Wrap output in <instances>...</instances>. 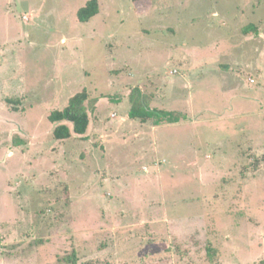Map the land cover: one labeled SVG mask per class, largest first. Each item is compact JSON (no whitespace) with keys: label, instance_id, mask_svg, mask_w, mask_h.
Here are the masks:
<instances>
[{"label":"rangeland","instance_id":"obj_1","mask_svg":"<svg viewBox=\"0 0 264 264\" xmlns=\"http://www.w3.org/2000/svg\"><path fill=\"white\" fill-rule=\"evenodd\" d=\"M87 1L0 0V264H264V0Z\"/></svg>","mask_w":264,"mask_h":264},{"label":"trees","instance_id":"obj_2","mask_svg":"<svg viewBox=\"0 0 264 264\" xmlns=\"http://www.w3.org/2000/svg\"><path fill=\"white\" fill-rule=\"evenodd\" d=\"M142 1V0H133ZM99 13L98 0H88L84 6H81L77 11V19L82 22L89 21L92 17ZM255 26H247L244 31L247 33ZM137 89V88H135ZM138 92V97H135V92ZM131 95L133 99L128 115L131 119H139L141 122L154 121L161 124L162 122L176 123L184 118V115L177 111H169L160 108H151L145 103L141 90H134ZM88 99V92L83 90L76 93L69 100V104L63 109H57L51 112L48 119L52 123L58 124L53 135L58 140H65L72 136L73 133L84 135L90 124V116L84 107V102ZM72 124V129L65 123Z\"/></svg>","mask_w":264,"mask_h":264},{"label":"crops","instance_id":"obj_3","mask_svg":"<svg viewBox=\"0 0 264 264\" xmlns=\"http://www.w3.org/2000/svg\"><path fill=\"white\" fill-rule=\"evenodd\" d=\"M205 54H203V57H201V59H202V61L199 63V66H201V67H199V69H201V71H204V73H208V74H212L213 75V68H214V62H211L213 59H217V57H215V56H213L214 55V53L212 52V54H210V53H207V52H204ZM263 55V53H260V55L259 54H256L255 56H254V60H249V63H247V67L248 68H251V69H258V70H260V69H262L263 71H264V60H263V62L262 61H259V59L261 60V58H260V56H262ZM213 58V59H212ZM248 59H249V57H248ZM263 59H264V57H263ZM209 69V70H208ZM216 75V74H215ZM237 76V75H236ZM252 79V77L250 78L249 77V82L247 81L246 82V84H247V86H249V85H258V83H262V84H264V72L262 73V75H260V77H259V80H257L256 78H253V79H255L256 80V82L255 83H251L250 82V80ZM236 82L237 83H239V80L237 79L236 80ZM213 83V82H212ZM201 84H202V81H201ZM200 84V85H201ZM209 85H211V83H209ZM231 84H229L228 85V83H227V86H230ZM241 86H245V84L244 85H241ZM262 86H264V85H262ZM226 95H229V94H226ZM231 96H233V95H231ZM239 96V95H238ZM237 96V97H238ZM241 98H243L244 100H252V98H251V94L250 95H246V97L244 98L243 96H241ZM234 99V97H232V99H231V102H232V100ZM166 110V109H165ZM169 111H175V110H169ZM129 116V115H128ZM136 120V119H135ZM181 122H184V120H182ZM146 123V122H145ZM180 122L178 121V122H176V123H173L172 125H178ZM130 124H133L132 122L130 123ZM167 125H169V124H167ZM135 131V130H134ZM150 131V129L149 130H146V134H148V132ZM151 133V132H150ZM144 134V130H140V131H135L134 132V135H132V136H134V137H138V138H140L142 135ZM152 160V159H151ZM148 178H151V177H148ZM167 233H170V232H167Z\"/></svg>","mask_w":264,"mask_h":264},{"label":"built area","instance_id":"obj_4","mask_svg":"<svg viewBox=\"0 0 264 264\" xmlns=\"http://www.w3.org/2000/svg\"><path fill=\"white\" fill-rule=\"evenodd\" d=\"M250 82H251V83H255L256 80L252 78V79L250 80Z\"/></svg>","mask_w":264,"mask_h":264}]
</instances>
